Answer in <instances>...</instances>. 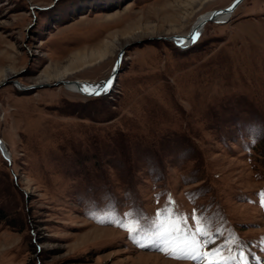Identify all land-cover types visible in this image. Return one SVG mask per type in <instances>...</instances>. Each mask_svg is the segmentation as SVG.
Wrapping results in <instances>:
<instances>
[{
	"label": "rangeland",
	"instance_id": "rangeland-1",
	"mask_svg": "<svg viewBox=\"0 0 264 264\" xmlns=\"http://www.w3.org/2000/svg\"><path fill=\"white\" fill-rule=\"evenodd\" d=\"M232 1L0 0V264H203L132 239L164 208L264 264V0L169 39ZM122 48L105 94L30 87L98 85Z\"/></svg>",
	"mask_w": 264,
	"mask_h": 264
},
{
	"label": "snow or ice",
	"instance_id": "snow-or-ice-1",
	"mask_svg": "<svg viewBox=\"0 0 264 264\" xmlns=\"http://www.w3.org/2000/svg\"><path fill=\"white\" fill-rule=\"evenodd\" d=\"M193 44L198 42V34H193ZM113 84V80L109 79L102 85L90 86L93 88L88 95L99 96L107 93ZM87 92V90L85 89ZM261 205L264 206V191L260 193ZM191 219L195 222V230L186 228V219L181 220L172 216L167 208L160 209L156 213V219L152 222V230L146 231L141 229L137 222L134 227L128 228L127 231L136 235L132 239L137 242L140 247H146L143 243L147 239L149 244L159 247V250L165 252L169 256H173L179 260H200L203 264H227L229 261H237L238 264H247V256L243 247L238 249L236 255H222L220 248H212L210 251H204L212 239L211 234L204 228L200 220L196 218L193 212ZM121 227H125L123 224ZM203 237L204 239H200ZM229 243H236L235 240ZM209 256L216 257L208 259Z\"/></svg>",
	"mask_w": 264,
	"mask_h": 264
},
{
	"label": "water",
	"instance_id": "water-1",
	"mask_svg": "<svg viewBox=\"0 0 264 264\" xmlns=\"http://www.w3.org/2000/svg\"><path fill=\"white\" fill-rule=\"evenodd\" d=\"M243 0H233L228 6L224 7V8H220V9H217V10H212V12L206 17L204 18L200 24L198 25L199 27H202L204 24L208 23V22H211L212 20H214L216 18V16H218L219 14H228L230 15L234 10L235 8L242 2ZM197 24V23H196ZM196 24H193L190 28L191 32L189 34H186L183 39H187L191 33L194 31V27L196 26ZM169 39L173 40L174 39V35L173 36H170ZM123 48L119 50L118 54H117V57H116V61H115V64L109 74V76L107 78H105L104 80L100 81L98 85H102L105 81L109 80V79H112L113 80V84H114V81L119 73V70H120V63H121V60H122V55H123ZM70 81L69 80H66V81H63V80H56L54 83L52 84H48V83H43V84H40V85H32L30 87H48V86H55V85H63L65 83H69ZM5 81H2L0 82V87H2L4 85ZM74 83L76 85H79L78 81L75 80ZM112 84V86H113ZM19 89L23 90L25 88L21 87L20 85H17ZM111 86V87H112ZM81 90V89H79ZM88 92H86L85 94H87ZM89 96V95H88ZM0 154L1 156L6 160V161H10V158H9V153L6 151V148L4 147L3 143L1 142L0 140Z\"/></svg>",
	"mask_w": 264,
	"mask_h": 264
},
{
	"label": "bare ground",
	"instance_id": "bare-ground-1",
	"mask_svg": "<svg viewBox=\"0 0 264 264\" xmlns=\"http://www.w3.org/2000/svg\"><path fill=\"white\" fill-rule=\"evenodd\" d=\"M212 12V11H211ZM211 12H207L205 14H202L201 16H199L196 21L194 22V24H196V26L194 27V31L191 33V35L187 38V39H183V37L186 35V34H189L191 32L188 31L186 34L184 35H174V39H173V42L175 43V45H177L178 47L180 48H187V47H190L193 45V34H198V38L202 32V29L203 27L205 26V24L202 26V27H199L198 25L200 24V22L206 18ZM233 13V12H232ZM232 13L230 15L228 14H219L218 16H216V18L214 20H212L211 22H214V23H223V22H226L230 16L232 15ZM66 81V80H65ZM75 80L73 81H70L69 83H65L63 84V87L70 91V92H74V93H77L79 95H83V96H87V97H94V95H86V91L85 89L87 90V92H92L93 91V88L90 87V86H95L94 84H90L89 82H86V81H80L78 80V83L79 85H76L74 83ZM81 89V90H79ZM102 95V94H101ZM1 140V138H0ZM1 142L3 143V141L1 140ZM4 147L6 148L5 144L3 143ZM6 151L9 153V151L7 150L6 148ZM9 158H10V153H9Z\"/></svg>",
	"mask_w": 264,
	"mask_h": 264
},
{
	"label": "trees",
	"instance_id": "trees-1",
	"mask_svg": "<svg viewBox=\"0 0 264 264\" xmlns=\"http://www.w3.org/2000/svg\"><path fill=\"white\" fill-rule=\"evenodd\" d=\"M4 218V212L0 209V219Z\"/></svg>",
	"mask_w": 264,
	"mask_h": 264
}]
</instances>
